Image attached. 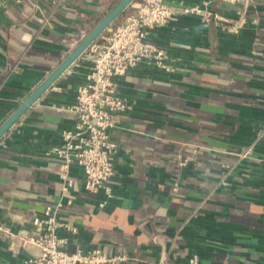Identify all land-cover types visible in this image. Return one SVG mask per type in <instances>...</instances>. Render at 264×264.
<instances>
[{
    "label": "crops",
    "instance_id": "obj_1",
    "mask_svg": "<svg viewBox=\"0 0 264 264\" xmlns=\"http://www.w3.org/2000/svg\"><path fill=\"white\" fill-rule=\"evenodd\" d=\"M120 1H4L0 126ZM166 2L175 17L149 38L173 70L142 65L117 79L132 107L111 130L119 145L111 194L88 191L83 170L51 152L75 126L83 53L0 137V264L37 252L18 236L40 233L35 219L58 204L59 220L74 229L59 230L70 252L128 257L114 264H189L193 256L264 264V0ZM194 7L247 23L226 31L186 11ZM196 146L199 155L180 164Z\"/></svg>",
    "mask_w": 264,
    "mask_h": 264
},
{
    "label": "built area",
    "instance_id": "obj_2",
    "mask_svg": "<svg viewBox=\"0 0 264 264\" xmlns=\"http://www.w3.org/2000/svg\"><path fill=\"white\" fill-rule=\"evenodd\" d=\"M4 1L0 0V8ZM222 1L239 3L243 0ZM186 11L202 12L204 23L216 24L226 31L238 32L247 23L245 16L234 20L211 9L194 7ZM174 17L175 9L166 0H137L133 11L121 23L111 27L107 35L92 42L83 52L89 66L70 107L75 115V126L63 131L62 143L51 152L64 165H77L83 170L84 185L90 192H112L109 181L116 173L119 145L112 139L111 130L117 125L120 113L132 107L119 92L117 79L142 65L164 72L173 70L167 51L149 37L155 28L167 25ZM199 153L200 148L194 147L180 164L186 165ZM244 156L245 153L240 155ZM61 176L66 178V174ZM64 189L67 190V186ZM59 206L61 204L49 205L44 217L35 219L42 228L40 233L18 236L22 246L38 249L19 264H114L128 259L126 255H110L100 248L66 250L67 238L61 236L59 230L74 229L59 220ZM189 264H200L199 258L193 256Z\"/></svg>",
    "mask_w": 264,
    "mask_h": 264
},
{
    "label": "water",
    "instance_id": "obj_3",
    "mask_svg": "<svg viewBox=\"0 0 264 264\" xmlns=\"http://www.w3.org/2000/svg\"><path fill=\"white\" fill-rule=\"evenodd\" d=\"M134 0H121L106 17L79 43V45L62 61V63L35 89L29 97L2 123L0 126V137L34 104V102L54 83V81L87 49L97 40L114 20ZM107 33L103 35H107Z\"/></svg>",
    "mask_w": 264,
    "mask_h": 264
},
{
    "label": "rangeland",
    "instance_id": "obj_4",
    "mask_svg": "<svg viewBox=\"0 0 264 264\" xmlns=\"http://www.w3.org/2000/svg\"><path fill=\"white\" fill-rule=\"evenodd\" d=\"M135 3L137 2V0L136 1H134ZM133 7V6H132ZM131 6L128 8V11L129 12H132V10H133V8H132ZM119 19H121V18H119ZM122 20V19H121ZM120 20V22L119 23H121L122 21ZM118 23L116 22L112 27H114V26H116Z\"/></svg>",
    "mask_w": 264,
    "mask_h": 264
}]
</instances>
